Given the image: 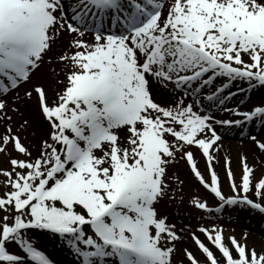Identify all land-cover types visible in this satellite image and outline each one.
<instances>
[{
  "label": "snow or ice",
  "instance_id": "snow-or-ice-1",
  "mask_svg": "<svg viewBox=\"0 0 264 264\" xmlns=\"http://www.w3.org/2000/svg\"><path fill=\"white\" fill-rule=\"evenodd\" d=\"M63 35L69 45L53 58ZM45 63L63 86L54 100L43 84L21 97L19 89ZM237 84L247 89L232 92ZM261 90L264 0H0V154L9 165L0 169L6 188L0 196V264H54L34 246L29 230L49 234L76 264H177L182 229L159 206L183 192V181L171 171L181 160L218 201L213 209L192 198L190 206L201 215L237 207L264 214V202L248 195L264 201V176H255L247 157L239 183L226 161L232 196L223 194L214 167L221 148L215 125L264 124V102L231 110L243 120H219L211 111H229L226 103L239 92ZM13 92L17 100L35 99L46 128L35 156L7 123L6 97ZM31 127L28 118L19 125ZM248 139L264 152V140ZM193 148L206 159L210 179ZM198 231L225 264H264V253L230 237L235 258L222 229ZM192 240L208 264H219L195 232ZM9 244L23 255L10 253ZM183 251L179 264H200Z\"/></svg>",
  "mask_w": 264,
  "mask_h": 264
},
{
  "label": "rangeland",
  "instance_id": "rangeland-1",
  "mask_svg": "<svg viewBox=\"0 0 264 264\" xmlns=\"http://www.w3.org/2000/svg\"><path fill=\"white\" fill-rule=\"evenodd\" d=\"M40 84L34 83L33 85ZM32 85V86H33ZM245 88L247 85H241ZM24 95H22L23 97ZM264 96H262V99ZM16 100V101H15ZM14 101L17 102V99ZM250 101L252 106L260 105L263 100L257 99L256 97H247L244 101ZM13 101V103H14ZM243 101V102H244ZM35 105L33 106L35 113L36 112V101L34 99ZM242 104L239 103V106ZM250 107V106H249ZM11 109H15V107H11ZM10 109V110H11ZM12 111V110H11ZM13 112V111H12ZM4 113H0V117H3ZM38 117V116H37ZM264 135V134H263ZM249 135H243L238 140V145L241 146L244 154L240 153L238 156L236 155L234 159V163H231V169L234 174V179L237 183L240 182L242 173H243V162L244 157H247V161L250 166L255 169V176L257 178L264 176V152H260L257 148L253 149L248 148L243 145L244 141L248 139ZM9 150L11 151V146H9ZM13 156L17 154L12 152ZM37 155V154H36ZM8 157L0 154V169L8 168ZM217 175L221 182L222 192L225 196L234 195L233 190L231 188V182L227 179V166H224L219 169ZM210 176V175H209ZM208 179L210 177L207 176ZM4 178L0 176V196H3L6 188L3 185ZM183 196V202H180L179 196ZM249 197L253 199L254 202H264L260 198L256 197L254 192H250ZM192 198H200L202 201L207 202L210 208L215 209L218 206V201L215 197L210 199L207 197L201 189L198 190H189L177 195V199L169 203V201L165 200L159 206L161 212L166 213L169 217V221L175 223L178 229H182L181 231V240L177 242L179 243H187L188 250L194 253V255L200 260V264H208L206 257L201 253V251L197 248L194 241L192 240V233L195 234L203 241L215 254L219 261V264H225L224 258L220 255L217 249L207 240V237L204 233L198 231L200 227H205L211 229L213 226L222 229L223 234V242L229 246L233 256L238 258L234 247L231 245L230 237H235L241 244L247 245L248 249H255L257 253H264V214L259 213L258 211L237 207L235 209H229L221 214L212 215L210 213L205 212L203 215L201 213L192 208L190 206V200ZM3 215V213H0ZM29 236L32 239V243L38 249L43 251L51 252L53 249H57L56 244L58 243L56 240L52 239L51 236L45 232H41L38 230H29ZM246 236V240L244 237ZM38 237H41L40 240ZM7 250L12 254L23 255L20 250L14 245L9 244L7 246ZM184 250V249H182ZM184 258V253L178 257L177 262Z\"/></svg>",
  "mask_w": 264,
  "mask_h": 264
},
{
  "label": "bare ground",
  "instance_id": "bare-ground-1",
  "mask_svg": "<svg viewBox=\"0 0 264 264\" xmlns=\"http://www.w3.org/2000/svg\"><path fill=\"white\" fill-rule=\"evenodd\" d=\"M70 37L68 35H63L57 42L56 45L53 46V51L49 54L53 58L60 55L64 49H66L69 45ZM63 78V76H61ZM34 83H40L43 84L47 90L48 93V99L49 101H53L55 98V93L57 89L62 88V85H59L54 78L53 74L49 70V66L47 63L41 66V68L35 72V74L32 76L31 82L28 84H25L23 87L19 89V94L22 97L24 95L25 89H30ZM238 87H243L239 84L234 85L231 88L232 92H237ZM244 88V87H243ZM245 89H247V86H245ZM208 89L206 88L204 90V94H207ZM227 94V93H226ZM256 97L257 99H262V96H264V90L261 91H254L251 93V95H247L245 92H239L232 100L228 101L226 103V107L229 109V111L223 110V108H211V111L215 114V118L219 120L223 119H241L243 120L242 116H234L232 114V109L238 110L240 112L249 111L253 108L252 103L248 101H244L247 97ZM6 99L9 103V108L15 107L19 108V112L11 111L9 110L7 112L8 117H12L11 120H8L7 123L17 131V134L21 136L23 139V143L32 151L33 156H35L38 153V148L40 144L41 137L45 134L46 128L42 126L39 123V118L36 115L35 110L33 106L35 105L34 98L31 101L25 100H16V94L15 92L10 93ZM201 99H203V94L201 96ZM15 100V101H14ZM14 101V103H13ZM244 101V102H243ZM239 103L242 105L239 106ZM250 106V107H249ZM205 107L208 108L209 105L205 103ZM20 113H23V116H21ZM28 118L32 121V127L28 128L27 130L19 128V125L21 124L22 120ZM217 133L221 136V140L219 141V144L221 145V148L218 153H215L217 159L214 161V167L216 172L220 171L219 169L226 166V161L230 159L231 163H234V159L236 155L238 156L240 153L244 154V152L241 149V146L238 145V140L243 137V135H255L257 139L264 140V124H260L259 122L256 123H249L243 128H232V129H225L221 127L220 125H215ZM5 131V121L3 119H0V134H3ZM35 133V134H34ZM244 146L248 148L256 149L257 147L253 144V142L250 139H247V141H244ZM194 152V159L195 162L198 165L199 170L201 173L205 176L206 179L207 176L210 177V172L207 167V161L202 156V154L197 151L195 148H193ZM236 153V155H235ZM171 171L175 174H177L180 179L183 181V192L186 190H198L201 189L203 193L213 200L212 197L214 195L210 193L207 189H204L202 185L199 184V182L194 178L193 174L190 171V168L186 165V163L181 160L180 162L173 165ZM219 173V172H218ZM173 183H176L173 181ZM39 240L41 237H38ZM57 249H53L51 252H48L47 255L49 258L56 264H76L75 259L72 255L69 254V252L66 250V248L58 246V243L56 244ZM189 248L187 243H179L176 245V253L174 259L177 261L178 257L184 253L182 249ZM20 255V254H19ZM178 264V262H177Z\"/></svg>",
  "mask_w": 264,
  "mask_h": 264
}]
</instances>
